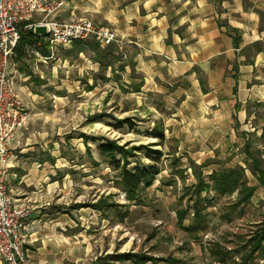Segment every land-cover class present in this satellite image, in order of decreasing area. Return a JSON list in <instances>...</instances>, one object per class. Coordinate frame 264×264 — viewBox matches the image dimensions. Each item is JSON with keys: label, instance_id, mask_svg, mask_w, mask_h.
<instances>
[{"label": "rangeland", "instance_id": "374dc122", "mask_svg": "<svg viewBox=\"0 0 264 264\" xmlns=\"http://www.w3.org/2000/svg\"><path fill=\"white\" fill-rule=\"evenodd\" d=\"M37 34L45 33L37 29ZM72 46L48 48V59L33 52L21 62L14 54L11 57L10 78L38 132L37 140L48 147L38 149L45 150L41 151L43 158L56 166L48 176L56 182L52 211L37 213V219L30 212L24 221L23 235L31 240L30 263L91 264L106 255L131 252L172 258L180 264H220L213 260L211 251L240 250L244 238L264 217V189L248 171L243 153L244 143L249 142L251 150L264 160V105H248L249 119L235 121L237 117L232 116L221 121L219 136L199 137L205 148H179L178 139L166 137L159 118L167 115L162 96L146 93L145 101L139 99L127 83L132 73L119 71L128 62L122 58L125 45L122 50L99 47L98 60L90 52L76 55ZM99 64H110L111 69ZM125 118L135 127L115 129L117 121ZM157 124L163 126L166 138L162 146L153 148L162 153L160 173L138 199L129 200L117 185L118 172L97 147L106 140L127 151L155 144L147 132ZM190 160L203 163V176L221 165L242 166L248 185L256 188L250 202L238 208H232L235 195H206L205 223L196 237L185 230L192 213L184 220V227L176 218L177 211L191 205L186 195V188L195 182ZM127 161L130 166L149 162L142 152L131 153ZM178 169L184 170L182 178L174 174ZM102 198L115 204V210L95 211L92 204ZM255 263L264 261L257 259ZM0 264H4L1 259Z\"/></svg>", "mask_w": 264, "mask_h": 264}, {"label": "crops", "instance_id": "0c3cea01", "mask_svg": "<svg viewBox=\"0 0 264 264\" xmlns=\"http://www.w3.org/2000/svg\"><path fill=\"white\" fill-rule=\"evenodd\" d=\"M71 11L124 40L128 62L119 71L132 73L127 83L139 99L162 96L167 115L159 118L179 148H205L199 137L219 136L221 121L249 119L248 105L264 104V0H67L56 19L69 20ZM39 20L35 15L29 22ZM29 122L7 144L4 167L12 202L28 206L37 219L53 209L56 182L48 176L56 166L43 158L38 148L48 147ZM30 241L23 235L28 258Z\"/></svg>", "mask_w": 264, "mask_h": 264}, {"label": "trees", "instance_id": "16d2710c", "mask_svg": "<svg viewBox=\"0 0 264 264\" xmlns=\"http://www.w3.org/2000/svg\"><path fill=\"white\" fill-rule=\"evenodd\" d=\"M46 37L47 36H40L31 31L23 33L13 50L14 58L21 62L27 57L29 52L48 57L49 44L46 41ZM73 45L77 51L89 50L96 55V58H99V45L94 40L76 41ZM99 65L104 67L108 64ZM115 125V129H120L122 127L133 129L136 124H134L132 120L125 118L117 121ZM147 136L156 140V143L147 146L141 145L132 147L131 151L133 152L127 151L122 146L117 145V143L108 140L97 147L98 153L108 158V164L113 170L118 172L117 185L126 194L129 200L138 199L139 193L150 187L160 173L159 163L162 153L160 150H154L153 148L162 146L165 142L166 138L163 126L161 124L155 125L151 131L147 132ZM134 152H142L145 158L148 159V164L135 162L133 166H130L127 161L128 155L131 153L133 155ZM243 153L245 155L248 171L255 177L257 185L264 189V160H262L258 153L251 150L249 142L244 143ZM175 162L179 164L178 160H175ZM189 167L195 180L192 185L186 188V195L191 205L188 208L177 211L176 218L178 224L184 227V220L188 218L189 213L193 214L189 224L185 227V230L190 235L193 234L196 237L197 233L203 230L205 223L204 210L207 206L206 204H208L206 195L212 193L214 195L213 198H226L235 195L232 208L244 207L250 202V199L254 195L256 188L248 185L245 168L240 166L226 167L221 165L209 175L203 176L202 169L204 166L202 164L198 165L190 160ZM183 173V169H178L174 174L182 178ZM204 194L205 196H203ZM115 206V204L108 203L106 199L103 198L96 204H92V208L98 212H103L106 209L108 211L115 210ZM79 207L80 206H77L76 208ZM244 239L245 241L240 250H235L233 252H231V250H224L221 252L211 251L213 260L220 264H256L255 262L257 259L264 261V217L262 222L256 224L255 230L247 234V237ZM236 259L238 260L236 261ZM159 262L165 264H180L177 260L172 258H154L145 253L131 252L106 255L103 258H98L91 264H158Z\"/></svg>", "mask_w": 264, "mask_h": 264}, {"label": "built area", "instance_id": "2783aa9c", "mask_svg": "<svg viewBox=\"0 0 264 264\" xmlns=\"http://www.w3.org/2000/svg\"><path fill=\"white\" fill-rule=\"evenodd\" d=\"M67 0H0V259L4 264H31L23 246L24 221L30 214L26 205L12 202L6 187L7 144L27 127L29 113L10 78L13 50L21 35L43 29L49 46H66L75 41L94 40L101 47L125 43L118 33L77 18L70 12L67 21L56 19ZM40 16L36 23L29 21ZM125 59V54L122 55Z\"/></svg>", "mask_w": 264, "mask_h": 264}]
</instances>
